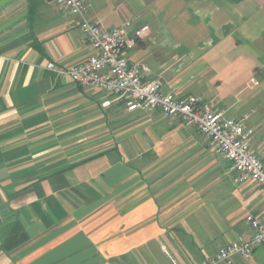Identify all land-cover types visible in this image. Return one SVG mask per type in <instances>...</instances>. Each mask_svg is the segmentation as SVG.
Wrapping results in <instances>:
<instances>
[{"label":"crops","instance_id":"crops-1","mask_svg":"<svg viewBox=\"0 0 264 264\" xmlns=\"http://www.w3.org/2000/svg\"><path fill=\"white\" fill-rule=\"evenodd\" d=\"M150 34L165 91L246 117L264 160V0H85ZM57 0H0V264H199L264 221V192L200 130L47 68L92 50ZM235 264H264V244Z\"/></svg>","mask_w":264,"mask_h":264},{"label":"built area","instance_id":"built-area-1","mask_svg":"<svg viewBox=\"0 0 264 264\" xmlns=\"http://www.w3.org/2000/svg\"><path fill=\"white\" fill-rule=\"evenodd\" d=\"M57 1L75 16L74 24L82 31L92 53L71 66L49 62L48 69L63 77L69 75L82 86L103 90L108 94L103 101L105 106L124 100L129 110H160L167 117L196 126L210 148L231 161L236 182L254 180L264 192V160L252 149L255 129L246 123L247 116L226 115L195 94L165 91L160 78L148 77V64L126 55L138 40L150 34L149 23L127 19L119 26L108 27L100 18L89 16L85 0ZM250 224L254 229L251 236L223 245L215 256H208L199 264H235L237 256L249 258L264 244V221L252 216Z\"/></svg>","mask_w":264,"mask_h":264}]
</instances>
